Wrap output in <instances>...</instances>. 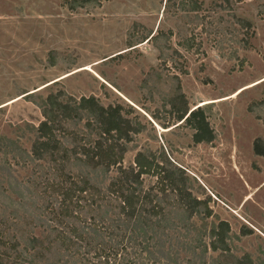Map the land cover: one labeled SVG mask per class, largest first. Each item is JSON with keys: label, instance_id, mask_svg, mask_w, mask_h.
I'll return each mask as SVG.
<instances>
[{"label": "rangeland", "instance_id": "374dc122", "mask_svg": "<svg viewBox=\"0 0 264 264\" xmlns=\"http://www.w3.org/2000/svg\"><path fill=\"white\" fill-rule=\"evenodd\" d=\"M66 2L0 0V136L30 149L28 124L44 119L36 102L51 91L121 104L145 126L123 165L138 151L159 161L165 151L192 193L211 198L209 225L228 221L233 251L264 264V156L254 152L256 139L264 145V0H99L74 10ZM176 74L189 108L207 110L211 144H196L194 129L175 117ZM34 91L36 102L21 98ZM13 174L26 180L31 170L15 166ZM1 184L0 222L9 200ZM13 200L10 208H20Z\"/></svg>", "mask_w": 264, "mask_h": 264}, {"label": "trees", "instance_id": "16d2710c", "mask_svg": "<svg viewBox=\"0 0 264 264\" xmlns=\"http://www.w3.org/2000/svg\"><path fill=\"white\" fill-rule=\"evenodd\" d=\"M97 2L66 4L74 10ZM190 8L197 12L201 4ZM150 35L129 47L156 40L160 32ZM174 77L175 117L194 129L196 144H211L216 134L207 110L190 109L179 74ZM35 93L21 98L36 102ZM36 104L44 119L28 124L35 135L30 149L0 136V183L10 200L0 222V264H254L250 254L233 251L228 221L209 225L211 198L192 193L189 175L165 151L160 161L149 150L138 151L129 167L123 165L145 126L126 116L121 104L106 106L96 96L76 98L64 90ZM261 140H255L254 152L264 156ZM15 166L31 175L20 180ZM12 197L20 208H10Z\"/></svg>", "mask_w": 264, "mask_h": 264}, {"label": "bare ground", "instance_id": "6f19581e", "mask_svg": "<svg viewBox=\"0 0 264 264\" xmlns=\"http://www.w3.org/2000/svg\"><path fill=\"white\" fill-rule=\"evenodd\" d=\"M237 93H239V91H238ZM237 93H236V94H237Z\"/></svg>", "mask_w": 264, "mask_h": 264}]
</instances>
